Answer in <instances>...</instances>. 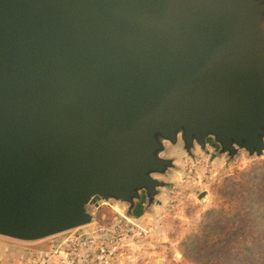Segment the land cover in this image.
I'll list each match as a JSON object with an SVG mask.
<instances>
[{
    "label": "water",
    "instance_id": "1",
    "mask_svg": "<svg viewBox=\"0 0 264 264\" xmlns=\"http://www.w3.org/2000/svg\"><path fill=\"white\" fill-rule=\"evenodd\" d=\"M209 141L264 153V0H0L1 237L147 211Z\"/></svg>",
    "mask_w": 264,
    "mask_h": 264
},
{
    "label": "rangeland",
    "instance_id": "2",
    "mask_svg": "<svg viewBox=\"0 0 264 264\" xmlns=\"http://www.w3.org/2000/svg\"><path fill=\"white\" fill-rule=\"evenodd\" d=\"M165 157L173 158L176 168L166 176L157 177L166 183L155 198L159 204L146 211L143 200L129 218L145 234L122 240L113 264H182L179 251L181 240L195 227L202 213L215 205L211 188L235 168L244 169L253 162L264 160V153L261 157H249L240 151L238 156L229 160L225 155L219 156L217 148L209 141L204 151L195 147L193 158L186 154L181 143L169 147ZM202 192L206 195L199 199ZM126 207L116 202H100L96 208L88 207L94 216L91 224L47 238V241L81 235L97 223L109 226L115 218L119 219L121 215L127 217Z\"/></svg>",
    "mask_w": 264,
    "mask_h": 264
},
{
    "label": "trees",
    "instance_id": "3",
    "mask_svg": "<svg viewBox=\"0 0 264 264\" xmlns=\"http://www.w3.org/2000/svg\"><path fill=\"white\" fill-rule=\"evenodd\" d=\"M211 192L215 205L180 242L182 264H264V160L235 168Z\"/></svg>",
    "mask_w": 264,
    "mask_h": 264
},
{
    "label": "built area",
    "instance_id": "4",
    "mask_svg": "<svg viewBox=\"0 0 264 264\" xmlns=\"http://www.w3.org/2000/svg\"><path fill=\"white\" fill-rule=\"evenodd\" d=\"M143 232L131 219L121 215L109 226L97 223L93 229L81 235H70L54 241L41 254V259H56L59 264H113L122 240L145 234Z\"/></svg>",
    "mask_w": 264,
    "mask_h": 264
},
{
    "label": "crops",
    "instance_id": "5",
    "mask_svg": "<svg viewBox=\"0 0 264 264\" xmlns=\"http://www.w3.org/2000/svg\"><path fill=\"white\" fill-rule=\"evenodd\" d=\"M53 241L44 239L36 242H20L0 236V264H59L56 259L50 261L41 259V254Z\"/></svg>",
    "mask_w": 264,
    "mask_h": 264
}]
</instances>
